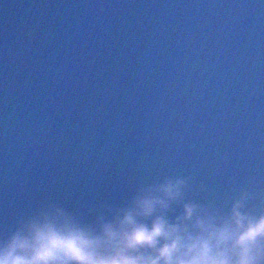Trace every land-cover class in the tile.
Masks as SVG:
<instances>
[{"label":"water","instance_id":"95a60500","mask_svg":"<svg viewBox=\"0 0 264 264\" xmlns=\"http://www.w3.org/2000/svg\"><path fill=\"white\" fill-rule=\"evenodd\" d=\"M166 177L264 201V0H0V238Z\"/></svg>","mask_w":264,"mask_h":264},{"label":"clouds","instance_id":"9594fccd","mask_svg":"<svg viewBox=\"0 0 264 264\" xmlns=\"http://www.w3.org/2000/svg\"><path fill=\"white\" fill-rule=\"evenodd\" d=\"M189 179L144 185L91 221L48 203L0 238V264H264V201L248 209L247 190L227 212L186 201Z\"/></svg>","mask_w":264,"mask_h":264}]
</instances>
